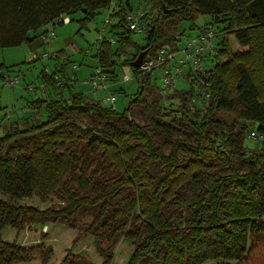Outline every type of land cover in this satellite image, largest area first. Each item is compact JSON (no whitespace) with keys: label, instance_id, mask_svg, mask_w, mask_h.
Segmentation results:
<instances>
[{"label":"trees","instance_id":"16d2710c","mask_svg":"<svg viewBox=\"0 0 264 264\" xmlns=\"http://www.w3.org/2000/svg\"><path fill=\"white\" fill-rule=\"evenodd\" d=\"M146 2L153 6L140 19L145 44L136 48L134 58L137 51L149 53L162 45L180 47L184 32H176L177 25L190 21L193 30L199 15L224 34L209 58L208 85L182 74L190 88L174 86L166 93L177 100V108L165 121L170 113L160 108L165 96L160 86H152V75L139 74V68L131 66L137 91L119 113L82 92L66 95L74 82L64 69L67 59L60 70L44 77L46 85L64 95L31 100L33 108L44 111L45 120L15 123L0 135V233L6 227L20 230L31 221H63L74 227L76 215L88 212L90 221L79 235L94 236L101 264L112 260L102 241L121 234L133 245L125 264L240 261L249 237L263 230L264 0ZM103 9H109L103 17V22L109 20L107 33L117 35L122 47L130 44L134 31L125 15L132 12L131 0H0V47L26 43L31 54L36 53L46 46L40 35L47 27L37 33L40 26L68 11L84 12L83 20L94 19ZM228 35L245 50L233 53ZM112 46L99 43L95 56L114 80ZM56 75L63 85L56 84ZM136 106L142 124L130 116ZM218 113L235 119L227 132L213 117ZM241 121L251 122L261 134L257 147H250ZM160 136L167 152L159 145ZM34 197L41 203L53 197L59 203L44 209L18 204ZM45 250L0 235V264L28 262L37 253L50 257L51 249ZM84 261L68 251L60 264Z\"/></svg>","mask_w":264,"mask_h":264},{"label":"rangeland","instance_id":"374dc122","mask_svg":"<svg viewBox=\"0 0 264 264\" xmlns=\"http://www.w3.org/2000/svg\"><path fill=\"white\" fill-rule=\"evenodd\" d=\"M131 4L132 12L137 14L141 13L142 15L148 13L153 6L151 3L146 2V0H131ZM108 10L109 9L100 10L96 18L89 20H83L86 14L82 11H75L69 14L68 18L72 20L54 26L55 37L51 38L44 48L40 47L36 51L39 59L37 58L35 61L30 62L31 52L26 43L13 47H0V70L2 73H6L7 70H10L9 72L11 75L17 76L19 79L18 85L10 87L3 85L0 77V135L12 124L38 123L45 120L44 111L39 112L36 110V107L33 108L31 106V100L47 95L48 99L58 96L61 98L63 96L56 94V91L59 89L58 87L55 90L50 85H46L44 81V77L50 75L56 69L60 70L61 65L65 64L63 58L68 59V62L66 60L67 63L64 65L66 75L74 79L73 87L65 90L66 95L69 94L68 92L70 90L82 92L88 89L90 90L85 80L95 67L101 66L98 57L95 56L98 48L96 42L99 36L97 26L101 25L100 23L103 22V17L107 14ZM65 16L67 15L65 14ZM207 19L208 17L205 15L197 16L194 19L195 24L193 25V30L190 28L192 25L190 21H182L177 25L175 31L178 32L180 29L183 30L184 34L181 35V41H184L187 36L194 33L195 28L208 25ZM146 21L148 22L149 20L147 19ZM46 27L51 28L50 25L40 26L37 33L41 32ZM139 28L140 31L131 33V43L129 44L128 42L125 45L123 44V47L120 42L117 41V35H111L109 34L110 32L106 34V36L114 37L113 43L105 42L113 45L111 51L114 54V59L117 61V65H115L114 68L117 79L113 80L114 77L112 78V76L106 72L109 91H94V93L92 92L90 95L92 97L91 99L96 101L101 100L105 106H112L119 113L124 111L138 87V82L133 78L134 74L129 62L134 58L136 48L142 47L145 44V23L141 22ZM215 33L216 37L212 41L213 45L216 47L217 44L215 45V43L224 34L221 33L219 29L216 30ZM30 34L33 35L34 32L30 31ZM227 43L233 53L245 50V48L238 44L232 35H228ZM60 50L63 51V56L57 55ZM44 52L53 54V56L56 54L58 57H53L51 59L48 57H41ZM139 52L140 51H137V54ZM214 52L215 48L212 53H207L206 59H209ZM225 59L224 57L220 58V60L223 61ZM72 65H75V68H73ZM57 73H59V71ZM160 74L161 71L157 69L152 75V86H160ZM125 75L128 76V79L124 78ZM27 85H31L33 88H26ZM175 88L178 90H188L190 88V84L186 82L185 76L181 75L178 77ZM61 90L63 89L61 88ZM109 93L115 96V103L113 105L105 99V96ZM161 97V102H159L161 105L160 108L166 113H170L164 116L163 119L169 121L171 116L176 114L175 109L177 108V100L170 94H165V96ZM140 109L139 106L133 107L132 111L134 110V112L131 113L130 116L142 124L143 118L139 114ZM213 117L220 122L219 125L223 129V132H227L228 125L235 121L234 117L227 113H218ZM241 123L247 128L246 134L251 145L250 147H257L261 139L250 136L249 134L251 131L256 130L255 127H253L251 122L241 121ZM157 139L162 150L167 152L168 146L164 143V138L160 136L157 137ZM57 203H59V201L53 197H50L46 203H41L35 197L18 201V204L29 205L39 209H44L49 206L57 208ZM89 221L90 216L88 212L86 214L78 213L75 217L74 227H71L63 221H47L44 223L31 221L25 223L20 230L6 227L2 230L0 235L8 242H16L24 246H35L39 244L42 245V248L46 247L45 251H48L49 248L51 249V255L48 258L45 257V253H37L32 260L19 264H60L68 251L83 258L85 260L83 264H101L103 257L97 250L94 236L91 233L79 235L82 230L85 229ZM260 222L263 226V230L255 236L249 237L248 251L242 260L230 262L210 260L204 264H264V217L260 219ZM44 226H46V232L42 231ZM78 235L81 237L75 240ZM102 242L104 251L112 255L111 264H125L127 262L133 250V245L122 234L116 238L112 237L108 241L103 240ZM44 259L46 260L43 262L42 260Z\"/></svg>","mask_w":264,"mask_h":264},{"label":"built area","instance_id":"2783aa9c","mask_svg":"<svg viewBox=\"0 0 264 264\" xmlns=\"http://www.w3.org/2000/svg\"><path fill=\"white\" fill-rule=\"evenodd\" d=\"M71 11L67 13L60 14L58 17L53 19L49 24L51 28H47L41 35L40 38L44 45L48 44L50 39L55 37V25L68 21V15L71 14ZM65 14L67 16H65ZM142 14L127 12L125 15L126 22L131 31H140V19ZM109 20L106 19L101 24L98 29V40L96 44L99 45L101 42H114V37L106 36V28ZM217 30V29H216ZM216 30L213 25L208 24L206 26L195 28L193 34L187 36L180 47L173 49L168 46H160L154 51H150L144 55V58L140 64L139 74L142 75H153L156 70H161L160 75V87L159 91L162 95H165L170 89L175 86L177 79L184 73H188L191 76H195L200 80L204 85H208L207 80V65L209 59H206L207 53H212L215 46L213 45V39L216 37ZM51 54L44 52L41 57L51 58ZM37 58V53H32L30 61ZM66 62V58H63ZM75 68V65H72ZM7 70L6 73H2L0 70V77L2 79L3 85L14 87L19 84V79L17 76H12ZM53 76V79L56 81V84L63 85L61 78ZM125 79H128V76H124ZM108 77L102 71V68L97 66L90 73L89 77L85 80V83L89 86L92 91H109L108 89ZM26 88H33L31 85H27ZM105 99L112 105L115 103L114 94H108L105 96ZM250 136L262 138L261 134L257 131H251ZM46 226L42 228L43 232H46Z\"/></svg>","mask_w":264,"mask_h":264},{"label":"water","instance_id":"95a60500","mask_svg":"<svg viewBox=\"0 0 264 264\" xmlns=\"http://www.w3.org/2000/svg\"><path fill=\"white\" fill-rule=\"evenodd\" d=\"M145 54H146V50L140 51L137 54L136 58L131 61L130 65L132 67H139Z\"/></svg>","mask_w":264,"mask_h":264},{"label":"crops","instance_id":"0c3cea01","mask_svg":"<svg viewBox=\"0 0 264 264\" xmlns=\"http://www.w3.org/2000/svg\"><path fill=\"white\" fill-rule=\"evenodd\" d=\"M107 14H108V12H107ZM107 14H106V15H107ZM99 25H100V24H99ZM97 27H98V29H99L100 26H97ZM106 32H107V31H106ZM109 34H110V33H109ZM45 51H46V50H45ZM29 55H30V54H29ZM159 70H160V69H159ZM160 71H161V70H160ZM160 75H161V74H160ZM150 81H151V77H150ZM78 92H82V91H78ZM92 92L94 93V91H92L91 89H90V90L88 89V90H86L85 92H82V93H83L86 97L92 98V97L90 96ZM64 93H65V92H64ZM63 95H64V94H63ZM41 111H43V110L40 109L39 112H41Z\"/></svg>","mask_w":264,"mask_h":264}]
</instances>
